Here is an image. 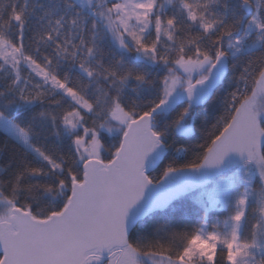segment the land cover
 <instances>
[{"label": "snow or ice", "instance_id": "1", "mask_svg": "<svg viewBox=\"0 0 264 264\" xmlns=\"http://www.w3.org/2000/svg\"><path fill=\"white\" fill-rule=\"evenodd\" d=\"M0 264H264V0H0Z\"/></svg>", "mask_w": 264, "mask_h": 264}]
</instances>
